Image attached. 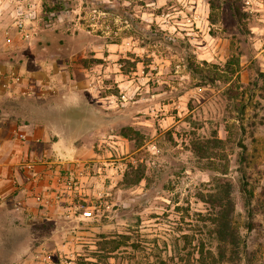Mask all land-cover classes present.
<instances>
[{
  "label": "rangeland",
  "instance_id": "374dc122",
  "mask_svg": "<svg viewBox=\"0 0 264 264\" xmlns=\"http://www.w3.org/2000/svg\"><path fill=\"white\" fill-rule=\"evenodd\" d=\"M36 1L30 43L7 51L0 0V55L89 79L112 161L92 162L72 216L5 213L0 264H203L224 180L241 244L220 264H264V0Z\"/></svg>",
  "mask_w": 264,
  "mask_h": 264
},
{
  "label": "crops",
  "instance_id": "0c3cea01",
  "mask_svg": "<svg viewBox=\"0 0 264 264\" xmlns=\"http://www.w3.org/2000/svg\"><path fill=\"white\" fill-rule=\"evenodd\" d=\"M2 56L0 218L13 209L33 219L51 218L62 209L35 196H52L61 187L55 162L89 158L94 167L111 164L113 117L85 76L73 80L44 62L18 65Z\"/></svg>",
  "mask_w": 264,
  "mask_h": 264
},
{
  "label": "built area",
  "instance_id": "2783aa9c",
  "mask_svg": "<svg viewBox=\"0 0 264 264\" xmlns=\"http://www.w3.org/2000/svg\"><path fill=\"white\" fill-rule=\"evenodd\" d=\"M7 7L11 25L3 32V46L8 51L25 48L32 39V23L38 17L39 5L36 0H7ZM55 15H57L56 11H51L45 14V19L50 21ZM89 85L92 87V82H89ZM122 98H125L124 95ZM19 136L22 137V134ZM92 162L91 159L55 162L61 187L54 191L52 196L36 195V201L61 202L64 204L63 213L66 217L75 214L77 210L81 209V205L75 202L74 196L81 191L80 180L88 178L92 171ZM106 167L108 164L104 166L105 170ZM88 212L87 210L83 211V213Z\"/></svg>",
  "mask_w": 264,
  "mask_h": 264
},
{
  "label": "trees",
  "instance_id": "16d2710c",
  "mask_svg": "<svg viewBox=\"0 0 264 264\" xmlns=\"http://www.w3.org/2000/svg\"><path fill=\"white\" fill-rule=\"evenodd\" d=\"M55 10L56 7L49 8L45 14ZM132 132L136 133V130L131 126H124L120 129V135L127 138H131ZM202 148L194 146V150L204 154ZM137 172L135 181H139L144 176L143 168H137ZM210 196L211 198L214 197L213 199H208V202L215 207V212L211 217V237L215 240L216 247L215 251H208L207 256H202V262L203 264H220L221 262L232 261L239 256L241 237L232 223L234 206L230 183L224 180L218 191H215ZM205 259L210 260V262L205 263Z\"/></svg>",
  "mask_w": 264,
  "mask_h": 264
}]
</instances>
